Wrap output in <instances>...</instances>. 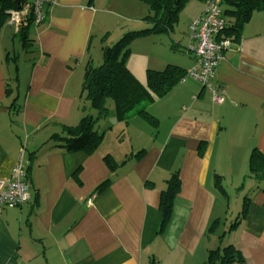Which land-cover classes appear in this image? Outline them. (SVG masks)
<instances>
[{
  "label": "crops",
  "instance_id": "crops-1",
  "mask_svg": "<svg viewBox=\"0 0 264 264\" xmlns=\"http://www.w3.org/2000/svg\"><path fill=\"white\" fill-rule=\"evenodd\" d=\"M114 2L49 5L45 21L29 28L33 46L21 42L31 59L26 73L18 66L25 55L12 58L8 31L19 36L21 28L10 20L0 28V180L24 152L31 184L29 203L0 209V264H210V251L230 245L243 264H264V184L248 177L254 151L264 154V13L254 14L217 68L223 104L186 77L148 107L157 125L133 119L144 136L139 132L140 148L131 155L104 152L103 142L92 155L69 152L55 135L78 126L89 110L78 96L82 74L94 64V30L102 33L107 16L132 20L113 14ZM198 6L192 22L206 10ZM190 54L180 66L186 70L196 66ZM165 58L153 70L181 63ZM176 172L181 186L164 227L163 193Z\"/></svg>",
  "mask_w": 264,
  "mask_h": 264
},
{
  "label": "trees",
  "instance_id": "trees-1",
  "mask_svg": "<svg viewBox=\"0 0 264 264\" xmlns=\"http://www.w3.org/2000/svg\"><path fill=\"white\" fill-rule=\"evenodd\" d=\"M141 1L148 6L149 14L144 21L149 24L150 28L136 32L129 31L120 43L114 47L103 49V63L101 65L95 66L90 62L86 68L82 98L84 103L89 104L88 108L97 111L98 118H94L93 114L86 115L78 126H64L63 133L55 135L57 142L65 146L69 152H84L92 155L98 150L103 142L104 133L97 128V122L100 118H105L108 115L106 108L108 99L114 102L118 121L129 124L130 120L137 116L157 125V119L149 113L148 107L165 98L187 77L189 70L170 64L165 70H148L146 82L142 83L128 68L127 60L130 57V45L134 41L133 39L143 35L168 34L173 31L179 22L180 14L190 0ZM199 1L207 5L209 1L213 0ZM220 3L227 22L222 35L234 43L239 39L244 27L252 20L254 14L264 13V0H220ZM24 4L29 5L30 0H4L1 16L7 14V10L17 9ZM28 15L29 26L28 28L23 27L19 36L24 45L29 47L30 45L33 46L35 42L29 35V28L35 23V19L33 11H30ZM1 26L2 24L0 28ZM216 71L211 80L213 88L218 87L215 83ZM204 87L210 90L207 86ZM219 88L223 89L220 86ZM211 96L213 100L212 93ZM225 98L226 96H224V102ZM105 161L108 167L113 169L112 162H115L110 155L105 157ZM248 177L255 179L259 184H264V154L260 151L255 150L251 156ZM216 181L218 187L222 189L221 178L217 177ZM180 186L179 172H176L169 181L168 189L163 193L161 211L164 227L171 219L175 197ZM209 260L210 264H217L216 261H219V264L244 263L240 252L231 245L226 247L223 253H219L217 250L210 251Z\"/></svg>",
  "mask_w": 264,
  "mask_h": 264
},
{
  "label": "rangeland",
  "instance_id": "rangeland-1",
  "mask_svg": "<svg viewBox=\"0 0 264 264\" xmlns=\"http://www.w3.org/2000/svg\"><path fill=\"white\" fill-rule=\"evenodd\" d=\"M201 4L202 2H200L199 0L188 1L182 13L180 14L178 24L170 33L152 36L143 35L141 37L133 39L134 41H132V44L130 45L131 57L129 60H131L132 63L131 71L138 78V80L145 83L147 71L150 69L153 70V68H157L153 67L155 65L160 66L159 61L166 60V56H172L173 58L174 56H176V60L181 62L179 63V66H181L182 62L187 64L191 62V59L189 58L190 53L187 51L190 45V25L192 22L191 18L200 13L201 10L199 9L200 6L198 5ZM111 11L115 15L131 17L132 20L129 21L126 20V18L120 19L119 17L115 18L114 16H107V20L105 21V23L101 22L100 30L102 33L100 34L97 28L94 30V37L92 38V44L90 45L91 56L89 60H92L95 66L101 65L103 63V48L114 47L124 39L125 34L129 31L136 32L141 30H148L150 28L149 24L144 21V19L149 14V9L148 6L141 0H115ZM143 14L146 16L142 17V19L138 23H136V15L140 16ZM2 18V27L6 29L8 27L7 24L9 16L4 15L2 16ZM8 31L11 35L10 38L12 39L13 37L14 39V42L12 40V43H10L11 45L14 44L12 58L16 59V57L20 58L21 56L25 55L21 57L18 66L20 67L19 69H21L22 72L26 73L25 68L29 66L28 61L31 60L27 59L29 57V54H26L23 51L21 44L22 40L20 36H14V31L11 28H9ZM10 44L6 42V45L11 46ZM167 66L168 65H166L163 70H165ZM12 70L15 71L14 69ZM82 75L81 94L85 72ZM80 98L82 99V95L81 97L80 95L78 96V99ZM81 101L82 105L80 104V106H83L84 100L82 99ZM106 108L108 109V115L105 118H100L98 120L97 128L101 130L102 133L104 130H108L109 128L111 130L106 131L102 147H100L99 149L104 152H108V150L112 149L120 158L123 159L126 156V152H129V154L131 155L133 146H135L136 149L140 148L141 143H139L138 145L135 143H138L140 141L139 132H141L143 139V124L139 122L140 120L133 119L130 120L129 125L125 123H118L115 114L114 102L111 99L107 100ZM90 111L92 112L93 117L97 119V111L92 110L91 108L86 111V115L90 114ZM134 118H137V116ZM146 140L150 141V138L148 137L146 138ZM230 215V219L233 220V210L230 212Z\"/></svg>",
  "mask_w": 264,
  "mask_h": 264
},
{
  "label": "built area",
  "instance_id": "built-area-1",
  "mask_svg": "<svg viewBox=\"0 0 264 264\" xmlns=\"http://www.w3.org/2000/svg\"><path fill=\"white\" fill-rule=\"evenodd\" d=\"M56 0H30L19 10L10 13L11 25L21 28L26 24L30 11L34 13L35 23L40 25L46 19L48 6ZM227 26L220 0L209 1L204 14L190 25L191 53L197 64L187 72V78H192L210 88L215 103L224 102L225 91L214 87L211 80L216 68L224 60L226 51L235 46V43L223 37ZM31 200V184L29 182L28 167L24 152L18 158L9 177L0 180V209L23 207Z\"/></svg>",
  "mask_w": 264,
  "mask_h": 264
},
{
  "label": "clouds",
  "instance_id": "clouds-1",
  "mask_svg": "<svg viewBox=\"0 0 264 264\" xmlns=\"http://www.w3.org/2000/svg\"><path fill=\"white\" fill-rule=\"evenodd\" d=\"M25 6V5H24ZM24 6H20V9L22 8V7H24ZM16 10H19L18 8L16 9ZM16 10H13V11H16ZM12 11H10V13H11ZM9 16V20H10V14L8 15ZM26 24H28V21L26 22ZM24 27V24L22 25V27H21V30H22V28Z\"/></svg>",
  "mask_w": 264,
  "mask_h": 264
},
{
  "label": "water",
  "instance_id": "water-1",
  "mask_svg": "<svg viewBox=\"0 0 264 264\" xmlns=\"http://www.w3.org/2000/svg\"><path fill=\"white\" fill-rule=\"evenodd\" d=\"M19 5H20V2H19ZM18 9H20V6L18 7Z\"/></svg>",
  "mask_w": 264,
  "mask_h": 264
}]
</instances>
